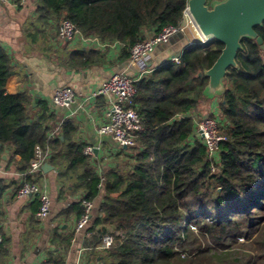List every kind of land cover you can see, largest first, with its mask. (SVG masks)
<instances>
[{"label": "trees", "instance_id": "trees-1", "mask_svg": "<svg viewBox=\"0 0 264 264\" xmlns=\"http://www.w3.org/2000/svg\"><path fill=\"white\" fill-rule=\"evenodd\" d=\"M187 5L188 0H39L38 24L43 29L50 20H70L85 37L122 44L128 59L132 47L148 39L147 31L157 35L178 25ZM255 31L264 42V23ZM224 47L196 43L180 63L169 61L136 82L142 130L137 147L127 149L132 164L110 170L104 181L85 145L75 140L73 121L62 126L64 141L49 139L47 105L30 114L26 95L6 92L14 70L0 47V144L12 146L22 171L29 169L36 146L66 148L51 160L61 181L74 191L84 189L89 201L103 196L95 224L103 227L96 233L101 240L113 230L117 240L106 250L105 264H264V50L256 40L243 39L237 68L223 81L220 112L228 141L218 161L196 132L198 112L210 101L209 79L199 74L214 66ZM70 59L73 68L103 61L94 50L75 51ZM248 243L255 254L237 250Z\"/></svg>", "mask_w": 264, "mask_h": 264}, {"label": "crops", "instance_id": "crops-1", "mask_svg": "<svg viewBox=\"0 0 264 264\" xmlns=\"http://www.w3.org/2000/svg\"><path fill=\"white\" fill-rule=\"evenodd\" d=\"M222 1L209 0L208 5ZM38 7L39 0H29L25 4L19 0L0 2V47L9 55L14 70L7 80L6 92L26 95L31 100L30 114L40 112V103L47 105L49 139L60 137L64 141L62 126L66 121H73L77 127L75 140L85 148H94V155L87 157L102 181L107 172L124 170L132 160L127 149L113 138L98 133V129L108 122L112 97L95 96L97 89L117 73L141 80L178 54L182 55L203 37L189 26L186 34L159 46L144 64L137 65L130 58L123 59V45L118 42L105 43L83 35L72 41L62 39L59 36L62 23L55 20H50L42 32L38 24ZM146 36L150 38L154 33L147 31ZM78 50L98 51L103 61L90 67L73 68L70 58ZM64 87L74 90L77 102L70 107L55 106V91ZM221 95L207 94L209 105L198 112V117L221 116ZM47 147L52 153L47 162L54 170H42L39 175L37 183L42 194L20 199L17 196L19 189L31 181L26 176L29 169L21 170V158L13 159L12 146L0 144V232L3 237L0 264H105L107 253L102 248L103 239L100 240L97 234L103 225L95 226L103 196L93 202L89 224L78 230L79 214L84 210L82 200L87 193L84 189L74 191L71 183L64 184L59 178V167L51 161L66 148ZM44 195L50 199V212L46 218L39 219L37 214ZM76 204L80 206L72 207Z\"/></svg>", "mask_w": 264, "mask_h": 264}, {"label": "built area", "instance_id": "built-area-1", "mask_svg": "<svg viewBox=\"0 0 264 264\" xmlns=\"http://www.w3.org/2000/svg\"><path fill=\"white\" fill-rule=\"evenodd\" d=\"M21 4L27 3L29 0H19ZM2 3H8L10 0H0ZM196 26V23L189 11L188 5L184 11L183 20L178 25H170L157 34L145 41L135 44L130 52V59L137 65H142L154 54L156 49L171 41L178 35L186 34L190 25ZM196 29L198 30L197 26ZM199 31V30H198ZM200 33V32H199ZM82 35L70 20H65L61 25L59 36L62 39L74 40ZM210 41L202 39L199 44L206 46ZM195 44H192L193 46ZM175 63H180V58L172 59ZM123 73L113 75L109 80L102 83L95 92V96L112 97L111 107L107 113L108 122L98 129L100 136H108L113 138L122 148L132 149L137 147L138 133L142 130L141 116L136 108L135 100L137 97L136 82ZM77 102V97L73 89L69 87L58 88L53 97V103L58 107H70ZM196 132L200 139L207 147L209 156L218 161L219 154L223 143L228 141L227 134L222 129V117L208 115L206 117H197ZM49 147L36 146L34 158L30 162L29 170L26 176L31 181L25 182L19 189L17 196L20 199H31L42 194V188L37 183V179L43 170V165L48 163L51 158ZM86 156L94 155L93 147H86L84 150ZM217 168L213 166L212 171L217 172ZM104 181V179H102ZM1 191V187H0ZM84 214L79 220L78 230L85 228L90 221V217L94 210V203L87 199L82 200ZM51 202L49 197L44 195L41 199V207L37 214L39 219H44L49 215ZM116 237L113 230L104 235L102 240V248L109 249L116 243ZM3 243V237L0 232V247ZM46 264H54L48 262Z\"/></svg>", "mask_w": 264, "mask_h": 264}, {"label": "water", "instance_id": "water-1", "mask_svg": "<svg viewBox=\"0 0 264 264\" xmlns=\"http://www.w3.org/2000/svg\"><path fill=\"white\" fill-rule=\"evenodd\" d=\"M208 1L188 0V8L203 38L225 46L214 66L199 74L209 79L206 93L213 96L225 92L223 81L230 69L237 68L243 39L256 40L264 50L263 39L255 31L264 23V0H224L211 6ZM49 170L54 167L45 163L43 171Z\"/></svg>", "mask_w": 264, "mask_h": 264}, {"label": "rangeland", "instance_id": "rangeland-1", "mask_svg": "<svg viewBox=\"0 0 264 264\" xmlns=\"http://www.w3.org/2000/svg\"><path fill=\"white\" fill-rule=\"evenodd\" d=\"M191 26V29L194 31V33L196 32V31H198L197 29H196V26H194V25H190ZM199 32V31H198ZM212 43H214L213 41H210L206 46H208V45H210V44H212ZM244 242V241H243ZM243 242H241V243H243ZM244 245H246V244H244ZM238 247H233V250H235V249H237ZM241 248H243L242 249V251H244V252H246V253H253V251H252V249H251V246H250V244L248 243L246 246H241V247H239L237 250L239 251V250H241ZM253 254H255V253H253Z\"/></svg>", "mask_w": 264, "mask_h": 264}, {"label": "bare ground", "instance_id": "bare-ground-1", "mask_svg": "<svg viewBox=\"0 0 264 264\" xmlns=\"http://www.w3.org/2000/svg\"><path fill=\"white\" fill-rule=\"evenodd\" d=\"M196 26H197V24H196ZM197 28H198V26H197ZM198 30H199V28H198ZM199 32H200V30H199ZM202 35V34H201ZM203 37V36H202Z\"/></svg>", "mask_w": 264, "mask_h": 264}]
</instances>
